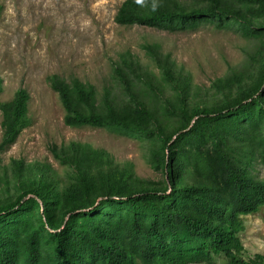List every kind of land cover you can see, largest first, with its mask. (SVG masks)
Returning a JSON list of instances; mask_svg holds the SVG:
<instances>
[{
    "label": "trees",
    "instance_id": "trees-1",
    "mask_svg": "<svg viewBox=\"0 0 264 264\" xmlns=\"http://www.w3.org/2000/svg\"><path fill=\"white\" fill-rule=\"evenodd\" d=\"M114 19L168 31L229 28L264 46V0H206L198 7L124 0ZM262 67L256 83L219 106L188 107L182 96L171 113L180 122L171 130L133 96L118 106L106 92L99 105L92 84L51 75L67 125L109 127L147 142L148 161L161 177H136L103 149L74 141L51 149L71 168L64 183L45 171L26 177L23 161L14 160L17 193L0 203V264H215L214 255L226 264H264L260 253L243 257L237 235L240 215L264 204ZM28 98L18 88L0 102V150L25 124Z\"/></svg>",
    "mask_w": 264,
    "mask_h": 264
},
{
    "label": "rangeland",
    "instance_id": "rangeland-1",
    "mask_svg": "<svg viewBox=\"0 0 264 264\" xmlns=\"http://www.w3.org/2000/svg\"><path fill=\"white\" fill-rule=\"evenodd\" d=\"M123 1L0 0V102L10 100L18 88L29 95L25 124L16 140L0 150V203L17 193L14 160L23 161L26 177L45 171L64 183L71 168L51 149L71 141L103 149L117 168H127L136 177H161L148 161L147 142L109 127L67 125L59 96L49 84L53 74L92 84L99 105L106 92L118 106L133 96L168 130L180 122L171 113H178L182 96L188 107H215L238 98L259 80L264 63L261 40L212 25L168 31L119 24L114 16ZM171 1L184 7L206 2ZM119 68L125 79L116 74ZM1 119L0 111V141ZM259 175L264 177V167ZM239 219L243 257H264V204ZM213 260L226 264L222 255Z\"/></svg>",
    "mask_w": 264,
    "mask_h": 264
}]
</instances>
